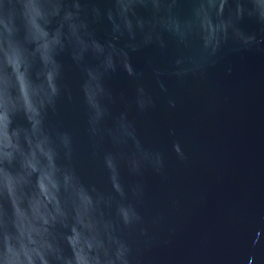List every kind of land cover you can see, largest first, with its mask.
Listing matches in <instances>:
<instances>
[{
    "label": "water",
    "instance_id": "water-1",
    "mask_svg": "<svg viewBox=\"0 0 264 264\" xmlns=\"http://www.w3.org/2000/svg\"><path fill=\"white\" fill-rule=\"evenodd\" d=\"M0 264H264V0H0Z\"/></svg>",
    "mask_w": 264,
    "mask_h": 264
}]
</instances>
